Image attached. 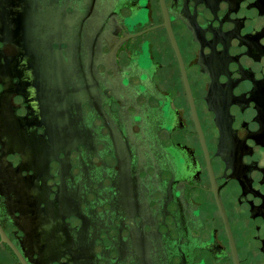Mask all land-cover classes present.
<instances>
[{"label":"flooded vegetation","instance_id":"obj_1","mask_svg":"<svg viewBox=\"0 0 264 264\" xmlns=\"http://www.w3.org/2000/svg\"><path fill=\"white\" fill-rule=\"evenodd\" d=\"M0 264H264V0H0Z\"/></svg>","mask_w":264,"mask_h":264}]
</instances>
